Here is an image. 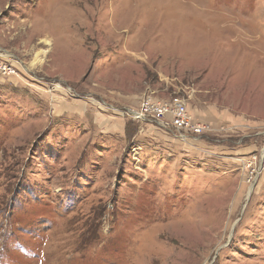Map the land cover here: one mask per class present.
I'll return each instance as SVG.
<instances>
[{"label": "rangeland", "instance_id": "rangeland-1", "mask_svg": "<svg viewBox=\"0 0 264 264\" xmlns=\"http://www.w3.org/2000/svg\"><path fill=\"white\" fill-rule=\"evenodd\" d=\"M1 64L0 264H264V0H0Z\"/></svg>", "mask_w": 264, "mask_h": 264}, {"label": "built area", "instance_id": "built-area-1", "mask_svg": "<svg viewBox=\"0 0 264 264\" xmlns=\"http://www.w3.org/2000/svg\"><path fill=\"white\" fill-rule=\"evenodd\" d=\"M1 71L10 74V70L3 64ZM130 117L140 124H152L158 130L173 132L183 140L200 137L211 132L210 126L202 122L192 112L189 105V98L176 95L170 99H158L152 95L142 98L139 106L130 110ZM257 163V158L252 160L248 167ZM255 171L250 173L248 182L254 180Z\"/></svg>", "mask_w": 264, "mask_h": 264}, {"label": "bare ground", "instance_id": "bare-ground-1", "mask_svg": "<svg viewBox=\"0 0 264 264\" xmlns=\"http://www.w3.org/2000/svg\"><path fill=\"white\" fill-rule=\"evenodd\" d=\"M46 45H51V42L49 40L45 41ZM39 64H43V60L40 59L39 55L36 57V59L33 62V65H39ZM34 67V66H33Z\"/></svg>", "mask_w": 264, "mask_h": 264}, {"label": "water", "instance_id": "water-1", "mask_svg": "<svg viewBox=\"0 0 264 264\" xmlns=\"http://www.w3.org/2000/svg\"><path fill=\"white\" fill-rule=\"evenodd\" d=\"M262 161L264 162V153H263V156H262ZM255 187H256V184H254V185L252 186V188L250 189V192H249V199L251 198V196H252V194H253V191H254Z\"/></svg>", "mask_w": 264, "mask_h": 264}]
</instances>
